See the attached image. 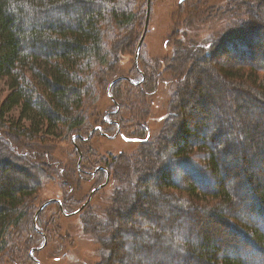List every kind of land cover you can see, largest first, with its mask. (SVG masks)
I'll return each instance as SVG.
<instances>
[{
  "label": "trees",
  "instance_id": "trees-1",
  "mask_svg": "<svg viewBox=\"0 0 264 264\" xmlns=\"http://www.w3.org/2000/svg\"><path fill=\"white\" fill-rule=\"evenodd\" d=\"M222 10L226 12L217 10L213 17L224 22L232 16L233 23L203 44L178 43L165 68L156 64L149 73L137 69L146 81L142 85L119 78L116 69L121 56L133 47L137 17L129 0H0V79L7 80L10 90L0 105V132L8 130L9 138L0 136V255L11 248L13 238H23L25 232L36 235L29 200L44 179H53L59 171L48 153L50 145L75 135L79 148L88 144L91 137L80 138L91 121L85 101L94 107L96 91L106 87L115 103L113 112L93 132L114 138L132 123L135 139L145 136V103L161 83L159 69H167L163 77L168 76L166 83L174 88L158 135L141 140L133 155L111 157L108 168L101 165L104 170L90 176L92 180L104 176L97 180L100 183L106 181L108 172L116 186L107 222L100 220L97 226L108 253L102 263L187 264L198 257V264H261L245 261V254L239 258L217 247L210 250L202 244L207 242L208 231L201 243L198 237L203 232L201 220L215 219L226 224L238 240L251 241L254 254L264 253V230L257 224L261 219L264 225V189L258 190L261 180L254 174L264 159V123L249 124L243 107L248 103L254 107L249 112L264 111V43L258 48L259 61L240 59L256 57L248 50L256 32L264 38V0H231ZM195 12L196 18L204 15L201 9ZM194 21L186 18L188 24ZM227 47L232 59L218 64L214 54H227ZM139 75L134 77L139 79ZM207 80L211 86L204 85ZM124 82L131 88L122 91ZM208 105L212 112L216 107L213 127L190 126L194 111H209ZM14 111L19 112L16 122L8 118ZM126 116H130L127 122ZM206 131V139L200 140ZM22 139L36 141L35 146L24 145L39 150L43 164L14 149ZM234 152H240V168L245 164L249 170L247 182L237 185L242 191L222 181L228 169L223 165L226 159L221 162L220 158ZM196 154H203L202 165L194 159ZM89 155L86 158L91 162ZM175 167L178 173L170 170ZM242 194L252 202L241 200ZM252 204L255 222L240 209ZM117 221L120 230L116 233ZM138 247L144 248L142 254Z\"/></svg>",
  "mask_w": 264,
  "mask_h": 264
},
{
  "label": "rangeland",
  "instance_id": "rangeland-1",
  "mask_svg": "<svg viewBox=\"0 0 264 264\" xmlns=\"http://www.w3.org/2000/svg\"><path fill=\"white\" fill-rule=\"evenodd\" d=\"M147 1L148 0H129V2L133 4V12L137 17V24L132 30L131 35L133 47L128 50L126 54L121 56L116 66V69L119 71L117 74L119 78H129L137 84L142 83L143 85V83L146 82L144 81L145 78H143V76L140 77V75L136 72L137 69H140L144 73H149V69L156 64L160 68H165L166 66L164 63L168 62V60L173 57L174 51L176 48H179L180 43H187L188 41L190 46L203 44V41L206 42L209 38L211 39L213 33L223 28L224 25L230 23V21L232 23L234 22V17L232 16L230 20L226 19L224 22L213 17L217 10L221 11V13L226 12V10L222 9L227 8L231 0H151L148 33L136 61V51L145 28ZM202 7L208 8L205 10ZM198 9H201L204 14L200 18H196V14L198 12L195 11ZM186 18H189V20L195 19V23H186ZM255 35L257 37L253 39L252 44L249 45L250 49L248 50L253 53L251 57H256H254V59H249L250 57L242 59L240 57L241 60H245L249 63L259 61L260 56L258 55V48L259 45L264 43V38L262 37L263 33L261 32H256ZM241 40L245 42L247 41L244 39ZM241 43L243 44V42ZM242 46L247 47L246 44ZM242 49L243 48L241 47L239 53L243 56L242 51L245 50ZM225 50L227 51V54L220 53L216 56L214 54L215 60L218 64L227 63L232 59L230 58L232 51L229 50L228 47ZM209 52L210 54H213L212 51L209 50ZM166 71L167 69H159L160 75L162 76L161 83L159 84L156 94L151 98H148L145 103V115L147 117L145 123H143L144 131L142 132L143 134L145 133V136L140 135L136 137V139L143 140L146 137H150L152 139L157 136L168 116V102L172 96V89L174 86L166 83L168 76L163 77V74H166ZM137 75H139V79L134 77ZM109 83L110 82L107 84ZM204 85L211 86V83L207 80L204 82ZM120 88L124 91L128 88L130 89L131 86L128 82H124ZM9 92L10 90L7 86V80L0 79V105L5 100ZM95 100L96 102L94 107L89 105V101L87 103L85 101L86 105L84 103V107L88 112V120L91 121H89V123L85 126V130L81 134L80 138L83 140H86L88 137L91 138L83 149L79 148V151L83 156L82 160L80 161V155L76 148V146L79 147L76 143V141L79 140H76V135L65 140H55L50 145L48 153H51L50 156L52 157L54 163L58 164L59 171L53 179H44L39 186L42 187L33 195L32 199L29 200L33 216L31 223H33L36 235L32 232H25L23 234V238L21 235L19 239L13 238L10 240L11 248L4 251V253L0 255V264H103L102 262L107 258L108 253L104 249L105 244L102 239L104 236L102 234L99 235L100 233L97 226L100 220L107 222V214L112 207L111 200L113 199L116 186L109 181V184L105 188H102L93 195L90 203L82 211V207L86 203L88 197H90L92 189L100 186L102 183H105V180L100 183L97 181L104 179V176L100 175L96 180H92L90 175H92L91 173H94L101 165L108 168L111 157H118L121 154L129 156L133 155L138 151L141 145L139 142L126 141L120 136L117 137L118 135H116L117 138H106L101 136L98 132H93L95 126L98 125L97 123H100L101 119H105L108 113H112L115 106V103L113 99H111L106 87L105 91H96L94 96V101ZM211 103H215V101ZM209 107L210 106L208 105V108ZM243 107L249 115V124H256V120L259 122L261 121V124L264 123V111L256 113L252 111L254 113L253 114L248 111L249 109L253 110L254 108L251 104H243ZM208 110L209 111L204 109H201V111L200 109L195 110L191 115L192 119L188 117L192 120L189 125L206 124L205 127L212 128L213 123L216 121L215 115L213 114L216 112V107L213 109L214 112H212L211 107ZM187 114L190 115L189 113ZM8 118L16 122L19 118V112L14 111L10 113ZM123 120L126 122L129 121L130 116H126ZM133 121L135 120L133 119ZM136 123L137 121L134 122V124ZM130 124L133 125L132 123H127V127L121 134L130 138H135V128L130 127ZM3 127L4 129H7L5 126ZM208 132L209 131H206L204 134H201V137L198 136L200 137L199 139L202 141L205 140V134ZM2 133L4 136H2ZM2 133L0 132V136L9 141V138H7L8 130H2ZM233 136L239 138V136L235 134ZM262 137L264 136L262 135ZM12 144L13 142H11V145ZM15 144L17 146L13 145L14 149L19 154L30 155V158H33L31 160L36 163L43 162L41 159V152L39 150L36 151L34 148L36 141L29 142L28 140L22 139V141L20 140L15 142ZM21 144L34 146L32 149L26 147L25 145L23 147ZM240 152L242 151L240 150ZM240 152L238 154L234 152L231 156L221 154L222 156L220 158L221 162L226 159L225 163L223 161V165L228 169V175L222 181H224V184L229 183L228 186L236 190L240 189L237 186L239 182H247L249 175V170H247L245 164L243 168H240L239 166L238 159ZM89 153L92 155L91 162L86 158ZM152 156L153 152L151 151L149 157ZM241 156L243 157L244 155ZM194 159H196L197 164H199L201 159H203V154H196ZM262 160L263 162L260 168H256V170L254 169V174L261 180L260 188H258L259 191H263L264 189V159ZM79 163L80 167H78ZM170 170L175 171V173H178L177 171H179L176 167L171 168ZM96 175L94 177H96ZM106 178L107 174L105 173V179ZM215 181L216 183L222 182L217 181V179ZM253 186L250 188L253 189ZM239 191H242V189ZM245 195L246 194L241 195V200L245 199ZM47 201L53 202H51L50 206L45 208V212L41 218L37 217L36 214L38 209ZM55 201H59L60 204ZM246 201L252 202V200ZM241 207L242 208L240 209L244 210L245 214L247 213L249 220L255 222L254 217L257 216V214L255 213L256 210L254 209V204L250 206L248 205L247 207ZM133 215L134 219H137L136 214ZM258 220L257 224L259 228L264 230V225H262L263 220ZM129 222H132V218L128 220V223ZM200 223H202L200 227L203 232H201V235H198L199 243H201L202 237H204V231H208V235L205 236L207 242H203L202 244H206L207 248H210V250H213L212 247H217L220 250H223L227 256H237L239 258L245 254L244 256L246 257L244 258L247 262H251V260H253L254 262H260L262 264L264 261L263 252V254L259 252L254 254V251L251 249L253 248V243L247 239L244 241L239 238L240 240H238L229 227L221 221L215 219H203ZM119 224V221L114 224L113 229L115 228V230H117L116 233L120 230ZM105 226L106 225H104V228ZM100 240H102V243ZM208 240L210 242H208ZM105 241L109 242V240ZM149 245L151 246L152 243ZM43 246L46 247L42 250H36ZM147 249L150 248H146V250ZM137 251H140L142 254L144 248L138 247ZM172 259L175 260V257ZM198 261V257H195L193 260L188 261L187 264H198Z\"/></svg>",
  "mask_w": 264,
  "mask_h": 264
},
{
  "label": "water",
  "instance_id": "water-1",
  "mask_svg": "<svg viewBox=\"0 0 264 264\" xmlns=\"http://www.w3.org/2000/svg\"><path fill=\"white\" fill-rule=\"evenodd\" d=\"M150 13H151V0H148L147 1V14H146V22H145V28H144V32H143V34H142V37H141V39H140V42H139V45H138V48H137V51H136V61H137V59H138V57H139V54H140V51H141V49H142V46H143V43H144V41H145V39H146V36H147V33H148V27H149V22H150ZM126 141H132V140H130V139H126L125 137H123ZM79 154H80V157H82V154H81V152L79 151ZM79 166H80V163H79ZM101 169H103V168H101V167H99L97 170H96V172H98V171H100ZM108 182H109V174H108V177H107V180H106V182L103 184V185H101V186H99V187H97V188H95V189H93L92 190V192H91V194H90V197H89V199H88V201L83 205V207H82V209H84L89 203H90V201H91V198L93 197V195L95 194V193H97L99 190H101L102 188H104L105 186H107V184H108ZM51 202H53V201H49V202H47V203H45L44 205H42L40 208H39V210H38V212H37V214H36V216L38 217V215L49 205V204H51ZM55 202H58L59 203V201H55ZM37 219V218H36ZM35 219V220H36ZM45 246H43L42 248H40V249H43ZM40 249H38V250H40Z\"/></svg>",
  "mask_w": 264,
  "mask_h": 264
},
{
  "label": "flooded vegetation",
  "instance_id": "flooded-vegetation-1",
  "mask_svg": "<svg viewBox=\"0 0 264 264\" xmlns=\"http://www.w3.org/2000/svg\"><path fill=\"white\" fill-rule=\"evenodd\" d=\"M76 147H77V146H76ZM77 148H79V147H77ZM82 157H83V156H82ZM82 157H81V160H82ZM98 172H100V171H98ZM91 174H92V175H90V176H93V177H94V176L97 174V172L95 171L94 173H91ZM106 180H107V178H106ZM109 181H110V178H109ZM105 182H106V181H105ZM108 184H109V182H108ZM108 184H107V185H108ZM105 187H106V186H105ZM105 187H104V188H105ZM50 205H51V204H49L48 206H50ZM48 206H47V207H48ZM85 208H86V207H85ZM85 208H84V209H85ZM84 209H82V211H83ZM79 212H81V211H79ZM40 214H41V213H40Z\"/></svg>",
  "mask_w": 264,
  "mask_h": 264
},
{
  "label": "bare ground",
  "instance_id": "bare-ground-1",
  "mask_svg": "<svg viewBox=\"0 0 264 264\" xmlns=\"http://www.w3.org/2000/svg\"><path fill=\"white\" fill-rule=\"evenodd\" d=\"M243 39H245V38H243ZM230 164V163H229Z\"/></svg>",
  "mask_w": 264,
  "mask_h": 264
}]
</instances>
